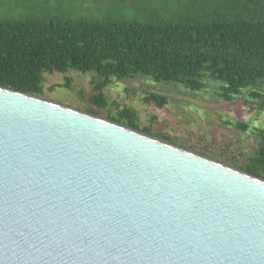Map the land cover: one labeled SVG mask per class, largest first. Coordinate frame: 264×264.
<instances>
[{"label":"water","instance_id":"1","mask_svg":"<svg viewBox=\"0 0 264 264\" xmlns=\"http://www.w3.org/2000/svg\"><path fill=\"white\" fill-rule=\"evenodd\" d=\"M0 264H264V179L0 86Z\"/></svg>","mask_w":264,"mask_h":264},{"label":"trees","instance_id":"2","mask_svg":"<svg viewBox=\"0 0 264 264\" xmlns=\"http://www.w3.org/2000/svg\"><path fill=\"white\" fill-rule=\"evenodd\" d=\"M205 5L178 20L2 18L0 86L39 96L45 74L92 71L103 79L95 86L98 97L85 108L95 114L92 107L106 106L100 91L112 77L120 81L141 75L191 91L203 90L209 79L222 84L225 101L252 90L248 97L264 111V92L257 88L264 80V0ZM146 101L160 108L168 104L157 94ZM127 114L106 119L123 123L121 116ZM128 119L126 126L138 130ZM257 134L259 149L243 170L256 176L264 171V127Z\"/></svg>","mask_w":264,"mask_h":264},{"label":"rangeland","instance_id":"3","mask_svg":"<svg viewBox=\"0 0 264 264\" xmlns=\"http://www.w3.org/2000/svg\"><path fill=\"white\" fill-rule=\"evenodd\" d=\"M230 2L233 0H0V19L178 20L187 17L191 9L198 10L199 6L205 9L204 3ZM102 81L92 71L45 74L43 95L39 97L86 112L89 100L99 95L95 86ZM204 82L206 88L191 91L177 83L154 82L141 75L120 81L112 77L100 91L105 108H92L97 109L94 115L104 119L127 111L119 124L126 126L128 117H132L143 133L168 139L166 142L243 171L259 149L261 139L257 129L264 127V111L248 97L250 89L225 101L220 82L209 79ZM258 85L264 92V80ZM149 94L166 97L168 104L160 108L146 101ZM239 123L246 128L240 129ZM259 173L258 177L264 179V171Z\"/></svg>","mask_w":264,"mask_h":264}]
</instances>
